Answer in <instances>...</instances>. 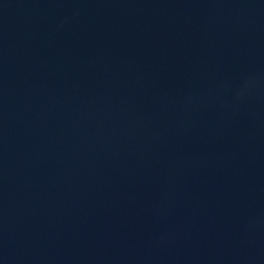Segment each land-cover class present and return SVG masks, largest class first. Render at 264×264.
<instances>
[{
  "label": "water",
  "instance_id": "obj_1",
  "mask_svg": "<svg viewBox=\"0 0 264 264\" xmlns=\"http://www.w3.org/2000/svg\"><path fill=\"white\" fill-rule=\"evenodd\" d=\"M0 264H264V0H0Z\"/></svg>",
  "mask_w": 264,
  "mask_h": 264
}]
</instances>
